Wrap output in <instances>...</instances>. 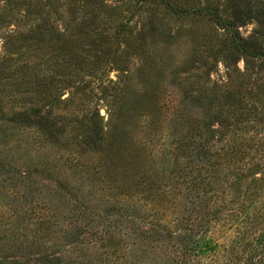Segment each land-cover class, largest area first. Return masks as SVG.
Here are the masks:
<instances>
[{"label":"rangeland","instance_id":"rangeland-1","mask_svg":"<svg viewBox=\"0 0 264 264\" xmlns=\"http://www.w3.org/2000/svg\"><path fill=\"white\" fill-rule=\"evenodd\" d=\"M171 1L187 12L177 15L158 0H0V264L150 263L164 247L140 229L152 217L145 212L147 222L127 224L107 210L132 212L152 191L175 192L190 208L194 183H207L219 167L232 194L241 187L237 195L246 189L255 200L229 197L224 205L243 201L264 230V101L257 94L264 61L224 47L227 31L214 10L232 20L238 0ZM244 1L260 15L264 0ZM257 16L238 29L264 44ZM248 87L254 92L243 110H231L224 93ZM48 101L54 115L73 121L59 144L11 120ZM94 107L107 133L96 155L76 144V120ZM206 112L223 113V125L212 126L213 165L197 151ZM171 219L162 223L171 227ZM120 221L113 240L106 229ZM237 230L223 217L210 233L234 241L231 264H247L251 250L238 245Z\"/></svg>","mask_w":264,"mask_h":264},{"label":"trees","instance_id":"trees-1","mask_svg":"<svg viewBox=\"0 0 264 264\" xmlns=\"http://www.w3.org/2000/svg\"><path fill=\"white\" fill-rule=\"evenodd\" d=\"M138 1L146 2L150 0ZM158 1L163 2L177 15L187 12L186 10L178 9L171 0ZM238 1L233 12L232 20L225 19L218 11L214 10V16L217 18L216 20L219 26L227 31L223 40L224 47L234 52L236 57H245L247 62L253 61L254 59H261L264 61V44L260 42L258 38H244L241 36L238 29L247 18H253V16L256 17L257 15L249 2H245L244 0ZM204 11L209 12L206 10ZM257 12L260 14L257 16L260 25L263 26L260 33L264 34V1ZM123 26L124 25H122V27ZM167 35L169 38L173 37L171 33ZM261 83L262 84L258 85L260 86V90H258L257 94L262 101H264V81ZM253 92L254 90L248 87L245 89H228L224 94L226 102L231 106L230 109L240 112V110H243L245 107L247 96L253 94ZM54 112L52 101H48L44 105H32L30 107H25L24 110L13 113L11 120L25 128H36L42 137L50 143L59 144L68 136L73 121L54 115ZM218 112H220V110ZM222 114L221 112L219 115L213 116L210 115L209 112H206L205 118L202 120L204 132L201 133L202 137L197 151L198 155L204 160V165H213L212 158L210 157L212 155L211 144L214 141V130L212 126L214 122H219L223 125ZM76 121L81 123V126H78L80 130L76 133L78 138L76 141L77 146L80 149L83 148L90 151L94 155L100 154L105 145L107 133L105 132L99 110L94 107L87 114L86 120L82 118ZM237 121L239 124L241 118ZM75 129L77 130V126L74 127L73 132ZM236 134L235 132V135ZM231 138L235 141V136ZM223 149L227 150L228 148L225 146ZM85 150H83L84 153L80 154H85L87 152ZM219 164L222 165L223 162ZM222 171L223 168L219 167L217 174L215 176L211 175L209 181L203 185L202 183L201 185L194 183L191 191H195L196 193L195 195L193 194L194 199L191 198L193 200V206L190 208L188 206L183 207L181 198H176L175 192L167 193V191H162V193H154V191H152L147 195L150 197H143L141 199L142 202L137 203L138 207L134 206L132 212L130 209H128L126 213L123 212L122 209L116 210L115 208H109L107 210L108 216H121L129 219L127 224L131 223L135 225L138 219L144 221L143 223L147 222L146 217L141 215L145 212L148 213V216L152 217L153 220L148 223L150 225L148 227L146 226V229L144 227L140 229H142L144 236L152 241L164 244V247L159 252V255H156L150 263L141 261L140 264L234 263L235 260L233 261L234 257L232 255L239 252L236 251L237 248L235 249V245L233 244L234 241L231 245H226L216 240L210 233L212 222L218 221L223 217L237 225L238 245H241L245 250H251L249 253L250 256L246 259V263L264 264V230H262V228H255L256 225L253 223L250 208H248L247 204L243 203V201H230L231 207L229 205H224V203H227L229 197H239L241 199V196H245L244 200L249 201L251 204H254L255 200L254 198L250 199L251 192H248L246 189L244 195H237L236 192L239 191L241 187L235 194H232L234 190H236V188L231 185L233 181L226 179L228 184L225 180H221L219 173ZM196 182H198V180ZM186 201H188V199ZM240 206H243L242 208L244 209L239 208ZM166 212L168 215L172 214L174 216V219H171L168 223L170 224L173 222L171 227H166L162 223L168 216H166ZM257 213H260L259 208L257 209ZM121 224H123L122 221L108 226V230L106 229V231L109 232V237L111 239H119L116 228L118 225L121 227ZM110 228H115V230H111ZM243 229H245L244 232ZM241 234L242 236L239 237ZM79 235H81V233ZM105 239L106 238L102 239V241ZM222 258L225 259L224 262H221ZM204 259L206 261H204ZM236 260L238 263L242 262L241 258H236ZM56 261L54 262L55 264H61L60 258L56 259Z\"/></svg>","mask_w":264,"mask_h":264}]
</instances>
